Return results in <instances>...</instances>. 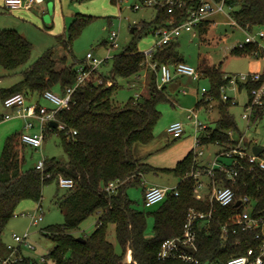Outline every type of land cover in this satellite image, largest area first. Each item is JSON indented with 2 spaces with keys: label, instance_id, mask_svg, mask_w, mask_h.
Returning a JSON list of instances; mask_svg holds the SVG:
<instances>
[{
  "label": "trees",
  "instance_id": "trees-1",
  "mask_svg": "<svg viewBox=\"0 0 264 264\" xmlns=\"http://www.w3.org/2000/svg\"><path fill=\"white\" fill-rule=\"evenodd\" d=\"M226 2L231 7V15L241 27L251 30L255 25L264 24V0ZM167 18H170V14L162 11L154 20L144 19L135 23L131 41L113 56L110 71L103 73L96 69L93 72L94 75H101L103 83L95 78L90 79L84 86L75 89L71 107L57 111V119L65 123L68 129L77 131L69 134L67 129L59 127L50 126L46 129V134L59 133L66 161L56 157L46 158L42 169L36 165L23 169V143L17 134L6 139L0 155V239L20 201L25 198L40 201L46 183L58 180L63 175L73 178L75 185L67 189V198L63 204L65 221L46 232L56 245L45 256L43 264H48V259L53 264H225L231 256L245 253L255 244L253 232L236 228L234 215L240 208L235 203L223 206L212 203L208 197L196 198V181L190 172L202 165H198L194 149L172 169L179 177L175 186L178 194L169 191L156 210L146 212L138 209L128 194L127 188L138 183L141 175L152 168L135 155L134 148L137 144L152 141L154 127L161 117L159 103L169 101L170 97L165 84L159 86L156 75L152 76L150 82V95L144 99H140L139 95L126 105H117L113 95L119 77L137 74L147 67L138 40L152 32L156 23H164ZM86 20L83 14L77 15L69 27L70 35H56L57 42L28 65L33 44L15 29L0 28V65L8 70L26 65L21 70L23 78L13 86L3 88L2 96L5 98L16 92L42 95L48 89H58L59 93H64L68 87L73 86L78 77V66L86 61L70 64L68 57L73 54V36L81 31ZM200 31L206 32L207 27H202ZM179 39L155 52L154 59L167 64L184 61L180 56ZM246 46L237 48L251 55H259L262 51L256 43ZM57 47H63L66 53L56 56ZM198 70L211 83V90L198 103L208 105L215 100V106L220 112L216 126H206L204 129L201 142H215L221 148L229 147L244 133L230 110L232 101L222 100L221 87L227 83L226 73L220 66L209 65L204 59L200 61ZM260 84V81H250L241 85L249 92V101L252 89ZM263 113L264 101L255 107L258 118ZM0 119H3V115H0ZM235 132H238L237 137H234ZM245 141L247 144L252 142L247 139ZM240 162L239 175L235 181L219 169L215 171L214 179L218 185L232 186L236 199L248 196L254 201L253 212L264 215V170L251 165L247 158ZM114 180H120L121 183L111 192L106 187ZM145 191L146 187L143 189V201ZM192 207L213 211V220L209 226L198 229L197 251L194 255L197 262L180 258L160 259L163 242L183 233ZM96 212L99 218L94 231L84 236V240L77 239L71 231ZM150 213L154 217V226L153 235L148 236L147 216ZM111 224L115 225L116 237L123 249L121 253L116 251L108 239ZM224 224L229 226L227 234L223 230ZM128 251L131 257L129 260L126 259ZM7 254L9 252L0 249V264ZM18 254H21L19 250ZM12 264L38 263L22 255L21 259Z\"/></svg>",
  "mask_w": 264,
  "mask_h": 264
},
{
  "label": "rangeland",
  "instance_id": "rangeland-1",
  "mask_svg": "<svg viewBox=\"0 0 264 264\" xmlns=\"http://www.w3.org/2000/svg\"><path fill=\"white\" fill-rule=\"evenodd\" d=\"M133 1L63 0V13L60 11V17L57 19L53 15V5L45 1L33 10L36 16L26 20L16 10L5 9L3 7L4 0H0V28L15 29L33 44L32 56L26 64L28 65L57 42L56 35L65 33L66 36H69V27L74 18L79 14H83L87 20L81 31L73 36V54L69 55L68 63L86 61V55L91 51L96 57L106 59L100 66V70L103 73H108L112 67L113 56L121 52L132 39L131 27L144 19L150 21L153 18L154 11L151 9L133 10L130 7ZM227 11L228 13L218 12L211 15L209 19L212 20V25L207 28L203 35L198 33L193 36L190 32H184L179 39L180 56L196 68H198L200 61L204 59L209 65L220 66L225 73L227 72L226 74L252 71L250 69L254 67L257 59L251 54L242 52L237 46L240 42H244L247 36H254L255 40L247 43L246 47L256 43L264 51V37H257L261 31L264 32V24L255 25L251 30L245 29L236 23L231 15V10L227 9ZM113 29L119 30L118 47H111L108 43L109 34ZM157 40L158 37L150 32L143 35L137 44L139 49L144 51L152 47ZM235 48L237 49L235 50ZM64 53L66 51L63 47L56 48V56ZM260 59L262 65H264V57ZM25 66L8 70L0 65L1 116L12 113V108L7 107L4 103L5 98L2 96V89L9 88L20 81L23 78L21 70ZM153 75H156L158 81L160 80V71L147 66L137 74L119 77L117 79L118 86L113 95L114 103L126 105L132 98H136L137 94L140 95V99L149 96L150 82ZM203 88L208 91L205 92ZM210 90L211 83L204 76L195 79L190 75H176L174 79L166 83V91L170 100L159 103L161 117L154 127V138L149 143L138 144L140 147L134 149L137 157L139 153H142L143 161L152 166L151 169L141 175L138 183L127 188L130 198L135 201V206L138 209L146 212L156 210L160 203L151 206L144 204V187H147L150 183L170 187L177 186L179 177L172 169L191 149L197 152L195 137L197 135L201 136L204 130L196 132L194 124L196 118L189 117V114H191L190 109L197 110V120L199 122L211 127L216 126L220 117L219 109L215 106L217 102L212 101V108L203 103H198ZM54 91L58 92V89ZM225 92L237 101L236 104L231 105L230 110L235 115L240 130L245 133L244 137L248 141L257 142L264 146V113L256 120H254L255 113H253L251 121L244 119L242 116L249 103V92L246 87L233 88L227 86ZM40 102L45 107L52 108L55 106L45 97H42ZM172 120H181L184 123L185 131L182 136L175 138L168 132V122H172ZM20 121L22 119H19V117L10 120L0 119V155L9 135L19 131ZM34 121L36 123L35 129L38 130V121ZM237 136L238 132H235L234 137ZM202 149L203 154L197 156L198 165L211 163L221 147L215 142H206L202 144ZM21 150L25 157L22 165L23 169L34 167L39 160L46 158L56 157L61 161L67 160L61 145V137L57 132H47L42 147L34 148L26 145L23 150L22 145ZM220 159L227 163L232 162L230 156L222 155ZM201 180L205 183V187H202L203 191H208L209 176L202 175ZM66 198L67 188L61 187L57 180H53L44 186L40 201L31 198L20 201L14 216L9 219L1 234L0 249L10 253L7 245L15 243L12 234L14 232L24 233L28 230L30 241L36 248L33 249L28 244L22 243L18 250L25 257L38 264H43L45 256L56 245L55 241L46 232L65 221L63 204ZM251 203L250 210L254 206V201H251ZM35 212L42 214L43 219L34 225L31 223V217ZM98 218L99 213L96 212L71 232L77 237L91 234L96 227ZM153 226L154 217L150 213L147 216L146 233L148 236L153 235ZM108 239L114 244L116 251L121 253L123 249L117 240L114 224L109 226ZM130 258V252L128 251L126 259L129 260ZM48 264H53V261L48 259Z\"/></svg>",
  "mask_w": 264,
  "mask_h": 264
},
{
  "label": "built area",
  "instance_id": "built-area-1",
  "mask_svg": "<svg viewBox=\"0 0 264 264\" xmlns=\"http://www.w3.org/2000/svg\"><path fill=\"white\" fill-rule=\"evenodd\" d=\"M44 1L45 0H4L3 7L10 10L18 8L29 9ZM130 7L135 11L142 9L153 10L154 15L151 20L156 19L159 12L162 11L170 14V18L164 20V23H156L153 26L152 33L158 37V40L152 47L143 51L147 66H151L161 73L159 86L171 81L176 75H190L195 79H198L201 75L198 68L186 60L178 61L174 64L159 63L153 57L155 52L176 41L184 32H190L193 36H196L198 33L201 35L200 30L202 27L208 25L211 15L218 12L228 13L227 9L231 10L226 0H134ZM258 35L264 37V32L261 31ZM118 38L119 30L113 29L109 34L108 40L111 47L119 46ZM254 40V36H247L245 41L240 42L237 47H244L247 43L253 42ZM104 61H106V59H100L89 51L86 55V62L78 66V77L73 86L68 87L64 93L55 92L52 89L46 90L42 95L55 105L54 108L50 109L37 102L29 101L24 92H16L5 97L4 103L7 107L12 108V113L3 115V119L15 117L24 118L26 121L24 130L20 134V140L24 145L34 148L42 147L46 136V129L50 127L49 123L52 120L58 121L59 128L67 129L69 134H75L77 131L71 128L68 129L65 123L57 119L56 113L59 109L71 107L75 89L84 86L90 79L95 78L99 83H103L101 75L98 73L94 75L93 72L96 69H100ZM225 78L227 79V83L223 84L221 87L222 100H231L233 104H236L237 101L225 92L227 86L237 88L250 81L261 82L258 87L252 89L251 100L242 114L244 119L251 121V119H253V113H255V107L264 101V72L249 71L225 74ZM203 90L205 92L208 91L206 88H203ZM137 96H139V94H137ZM206 106L212 108V101ZM190 111L191 114H189V117L196 118L194 120L196 132L204 130L207 125L197 120V110L190 109ZM254 118V120L258 119L257 115H255ZM34 120L38 121V130H33V128L36 127ZM167 130L170 135L177 138L183 135L185 126L181 120H173L168 125ZM232 134L231 132V135ZM195 143L198 148L197 152H195L196 156L203 154L204 151L202 149L200 135L195 137ZM253 145H257V142L247 144L243 135L229 147L221 148L211 163L204 164L190 172V175L196 181V198L207 199L208 197L212 203L215 202L223 206H228L232 203L236 205V203L240 201V203L236 205L240 209L234 215L236 228H241V230L245 232H253L254 234L253 239L255 240V244L250 246L245 253L231 256L225 264H264V215L253 212L254 206L250 210L252 203L248 196L236 199L235 189L232 186L218 185L217 181L214 179L215 171L219 169L224 171L229 179L235 181L237 175H239L240 161L243 158H247L251 165L264 170V151L258 155L255 154L252 149ZM222 155L230 156L232 162L227 163L221 160L220 158ZM44 163L45 159L39 160L36 167L42 169ZM202 175H208L210 178L208 191H203L202 189V187H205L204 181L201 180ZM57 181L61 187L67 189L75 185L73 178L63 175H60ZM120 183V180L111 181L106 189L111 192L115 191ZM169 191H174L175 194H178L176 187L159 184L147 186L144 193L145 205L151 206L163 201ZM41 219H43V215L35 212L31 217V223L35 225L39 223ZM212 220V209L207 211L194 207L190 208L184 224L183 233L178 236L167 238L163 242L159 252V258H180L186 261L197 262L194 255L197 251L198 229L201 227H208ZM223 230L225 234H227L229 232V226L224 224ZM12 237L15 243L7 245L10 253L3 258L2 264H12L22 258V255L18 254V249L22 243L28 244L33 249L36 248L30 241V232L28 230L24 233L14 232ZM185 246L193 247L196 250L195 253L187 250Z\"/></svg>",
  "mask_w": 264,
  "mask_h": 264
},
{
  "label": "crops",
  "instance_id": "crops-1",
  "mask_svg": "<svg viewBox=\"0 0 264 264\" xmlns=\"http://www.w3.org/2000/svg\"><path fill=\"white\" fill-rule=\"evenodd\" d=\"M45 1H47V2H49V3H51L52 5H53V15H54V17H55V19H57L58 17H60V11L63 13V0H45ZM44 1V2H45ZM43 2V3H44ZM42 4V3H41ZM41 4H37V5H35V6H33L32 8H29V9H25V8H18V9H15L16 10V12L19 14V15H21V17L23 18V19H28V18H30V17H34V16H36V13L33 11L35 8H37L39 5H41ZM219 13H222V12H219ZM212 20H210V22L208 23V25L207 26H205V27H209V26H211L212 24ZM201 35H203V33H201ZM257 37H260L259 35H257ZM262 50V49H261ZM253 57H255L257 60H256V64L254 65V67H252L250 70H252V71H261V72H264V65H262V63H261V57H264V51L262 50L261 51V53L259 54V55H253ZM225 72V71H224ZM227 73V72H226ZM165 87H166V84H165ZM242 86H239V88H241ZM28 97V100L29 101H32V102H37V103H39V104H41L42 105V103L40 102V99L43 97V95H38L37 93H33V94H31V95H29V96H27ZM44 106V105H43ZM55 107V106H54ZM54 107H52V108H54ZM48 108H50V107H48ZM51 109V108H50ZM11 119H14V118H11ZM19 119H22V121H20L19 122V125H20V129H19V131H17V132H15V133H13V134H17L19 137H20V134L22 133V131H23V128H24V124H25V119L24 118H21V117H19ZM6 120H10V119H6ZM173 121V120H172ZM169 124H170V121L168 122ZM207 126H209V125H207ZM33 130H36L35 128H33ZM243 132V131H242ZM244 133V132H243ZM245 134V133H244ZM10 136V135H9ZM246 136V135H245ZM246 139V138H245ZM257 145H260L259 143H257ZM260 146H262V145H260ZM26 147V145H24L23 144V150H24V148ZM140 146L137 144L136 146H135V148L136 149H138ZM264 147V146H263ZM134 148V149H135ZM138 157H140V158H143V155H142V153H139V155H138ZM151 184H158V183H150L149 185H151ZM148 185V186H149ZM160 185V184H159ZM164 186V185H163ZM166 186H168V185H166ZM146 187V186H145ZM172 187V186H171Z\"/></svg>",
  "mask_w": 264,
  "mask_h": 264
},
{
  "label": "water",
  "instance_id": "water-1",
  "mask_svg": "<svg viewBox=\"0 0 264 264\" xmlns=\"http://www.w3.org/2000/svg\"><path fill=\"white\" fill-rule=\"evenodd\" d=\"M133 31H134V26L131 27V32H133ZM49 124H50V126L58 127V121H56V120L50 121ZM252 149H253V152L255 154H257V155L260 154L262 151H264V147L260 146V145H253ZM239 203H240V201H238L236 203V205H238ZM77 239L84 240L85 237L84 236H79V237H77ZM185 248L187 250H189L190 252H192V253H195V251H196L193 247H190V246H185Z\"/></svg>",
  "mask_w": 264,
  "mask_h": 264
}]
</instances>
